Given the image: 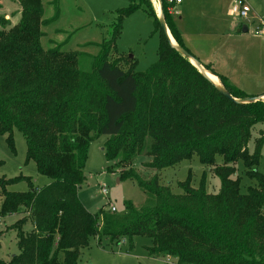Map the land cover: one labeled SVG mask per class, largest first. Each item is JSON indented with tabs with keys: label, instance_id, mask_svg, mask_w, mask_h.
<instances>
[{
	"label": "trees",
	"instance_id": "16d2710c",
	"mask_svg": "<svg viewBox=\"0 0 264 264\" xmlns=\"http://www.w3.org/2000/svg\"><path fill=\"white\" fill-rule=\"evenodd\" d=\"M13 1L19 22L0 16V133L14 149L13 131L19 129L28 160L51 182L38 188L28 177H0V213L21 216L14 225L19 253L8 261L0 256V264H81V251L92 239L100 246L128 239L132 246L135 236L151 240L150 256L176 257L179 264H264V174L258 170L264 138L249 150L253 128L264 123V101L239 102L250 95L198 60L166 0L164 21L176 46L218 76L220 85L178 51L164 30L158 61L146 72L135 71L133 57L126 68L112 59L123 19L137 5L119 11L112 37L84 71L78 51L44 48L42 0ZM141 1L162 28L150 0ZM101 135L109 136L103 149L109 162L122 167L120 178L135 180L148 196L139 208L128 202L121 216L103 208L91 213L79 198L90 144ZM145 150L152 158L145 166L156 171L197 155L221 179L220 190L207 191L206 173L198 188L190 178L181 183L182 194L162 185L158 173L144 178L132 165ZM238 162L256 183L245 193L241 178L234 177ZM23 180L28 191L7 189Z\"/></svg>",
	"mask_w": 264,
	"mask_h": 264
},
{
	"label": "rangeland",
	"instance_id": "374dc122",
	"mask_svg": "<svg viewBox=\"0 0 264 264\" xmlns=\"http://www.w3.org/2000/svg\"><path fill=\"white\" fill-rule=\"evenodd\" d=\"M234 1L184 0L183 6L175 7L171 14L177 27L181 25L189 38V45L199 55L201 63H209L206 60L210 59L217 70L231 78V83L233 73L240 81L242 89L249 94H261L264 93V34L257 31L264 28V0H246L251 11L245 18L232 13ZM42 2L43 21H48L42 26L44 48L60 45L65 51H78L81 70H91L92 59L98 55L100 44L112 37L113 25L118 22L119 11L127 10L134 5L138 8L124 17L121 36L115 42L117 53L112 52L111 58L121 59L122 66L126 68L125 64L130 63L128 57H133L136 72H146L158 61L163 29L156 28L154 19L148 15L147 6L141 0H42ZM157 3L158 0H150V5L161 17L163 5H160L161 14H158L155 6ZM170 6L168 4L169 8ZM0 16L10 20L13 25L18 23L19 5L13 0H0ZM244 26L248 27V31L243 30ZM229 28H232V37H229L230 43L226 45L223 41L225 38L219 33ZM259 136L264 138V123L253 128L252 140L249 143L250 151H253L254 140ZM13 138L14 149L9 145L7 135L0 133V177L10 179L24 176L31 178L38 188L48 185L51 179L40 174L36 163L27 158V143L23 133L19 129H14ZM108 139L109 136L101 135L90 144L85 182L79 188V198L91 213H97L102 208L110 211L114 206L116 211L113 213L121 216L126 213L128 202L139 208L146 203L148 196L135 180L121 179L122 167L107 160L103 148ZM261 153L258 170L264 174V144ZM151 160L145 150L135 159L132 167L144 178H150L158 173L161 184L169 186L176 194L183 193L180 184L189 178L192 186L198 188L205 173L207 191L214 194L220 190L221 179L214 173L213 167L202 164L197 155L159 171L145 166ZM217 161L221 163L222 157L218 156ZM111 164H114V168L109 170L108 166ZM236 166L237 173L234 177L241 178V191L245 193L256 183L247 176L241 162ZM103 188L106 189L105 192ZM7 189L25 192L28 191L29 184L23 180L9 185ZM2 200L3 196L0 195V210ZM20 217L18 214L3 217L0 213V256L5 261L19 253L14 225ZM30 226L28 224L26 228L29 229ZM149 245L151 240L145 236H135L132 246L128 239L120 243L104 240L102 246L98 245L96 239H92L90 247L82 249L80 263L179 264L176 257L150 256L146 250V246Z\"/></svg>",
	"mask_w": 264,
	"mask_h": 264
},
{
	"label": "water",
	"instance_id": "95a60500",
	"mask_svg": "<svg viewBox=\"0 0 264 264\" xmlns=\"http://www.w3.org/2000/svg\"><path fill=\"white\" fill-rule=\"evenodd\" d=\"M161 5H162V2H161ZM161 24H162V28L164 30V32L167 34V36L169 37V40L171 42V44L178 50L180 51L182 54H184L186 57H188L191 62L199 69L200 72H202L204 75H206L210 80H212V78H210V74H212L210 71H207L203 65L198 61L196 60L194 57H192V55L187 52L185 49H183L182 47H179V46H176V44L171 40V37L169 35V29L168 27L166 26L165 24V21H164V15H163V11H162V16H161ZM243 30L244 31H248V27L247 26H244L243 27ZM213 81V80H212ZM221 84V83H220ZM220 84H217V85H220ZM220 91L222 92V94H224L225 96H227L228 98H231V99H234L232 97V95L230 94V92H228L227 90H225L222 86H218ZM258 100H263L264 101V96H250L246 99H242V100H238L239 102L241 103H247V102H253V101H258Z\"/></svg>",
	"mask_w": 264,
	"mask_h": 264
},
{
	"label": "crops",
	"instance_id": "0c3cea01",
	"mask_svg": "<svg viewBox=\"0 0 264 264\" xmlns=\"http://www.w3.org/2000/svg\"><path fill=\"white\" fill-rule=\"evenodd\" d=\"M183 3H184V0H182L180 3H176L175 2V7L177 8V7H182L183 6ZM172 17H173V14H172ZM178 29H180V31L182 32V36H183V38H184V42H185V44H186V46L190 49V51L198 58V60H200V57H199V55L197 54V53H195V51H193V49L190 47V45H189V38L187 37V35L184 33V31H183V29H182V27H181V25H179V28ZM219 35H221L223 38H225V40H223V41H225V44L226 45H229V43H230V39H229V37L231 38L232 37V28H229V29H227V31H222V33H219ZM228 38V40H226ZM239 42H241V40H238ZM224 44V45H225ZM225 45V46H226ZM206 62H209V63H204L205 65H209V66H212L218 73H220V74H222V75H224V76H226L225 74H223V73H221L219 70H217L215 67H214V64L211 62V60L210 59H208L207 58V60H206ZM236 75L235 74H233L232 73V84L234 85V86H236V87H238V88H240V89H242V85H240L239 84V82L240 81H238V79H236V77H235ZM228 79H229V81L231 80V78L230 77H228V76H226ZM231 82V81H230ZM239 85V86H238ZM242 90H244V89H242ZM245 91V90H244ZM246 92V91H245ZM247 94H249L248 92H246ZM250 96H264V93H261V94H257V95H254V94H249Z\"/></svg>",
	"mask_w": 264,
	"mask_h": 264
},
{
	"label": "built area",
	"instance_id": "2783aa9c",
	"mask_svg": "<svg viewBox=\"0 0 264 264\" xmlns=\"http://www.w3.org/2000/svg\"><path fill=\"white\" fill-rule=\"evenodd\" d=\"M181 1L182 0H166V2L169 5H171L169 8L170 12L172 9L175 8V2L180 3ZM161 2H162L161 0H158V3H157L158 6H157V4H155L158 14H161V6H162ZM159 8H160V11H159ZM231 10H232V13L236 14L237 16H239L241 18H245L248 16L249 12L251 11V7L248 4H246V0H235L233 5H232ZM257 33L264 34V28L259 29L257 31ZM105 191H106V189L103 188V192H105ZM110 211L115 212L116 211L115 207L112 206Z\"/></svg>",
	"mask_w": 264,
	"mask_h": 264
},
{
	"label": "bare ground",
	"instance_id": "6f19581e",
	"mask_svg": "<svg viewBox=\"0 0 264 264\" xmlns=\"http://www.w3.org/2000/svg\"><path fill=\"white\" fill-rule=\"evenodd\" d=\"M157 6H158V4H157ZM159 11H160V8H159ZM169 35H170V37H171V40L175 43V39L173 38V36H172L170 30H169ZM209 75H210V78H212V80H213L216 84H219V79H218L215 75L210 74V73H209Z\"/></svg>",
	"mask_w": 264,
	"mask_h": 264
}]
</instances>
